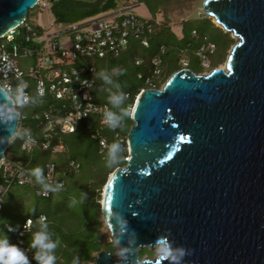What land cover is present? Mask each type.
Returning <instances> with one entry per match:
<instances>
[{
  "label": "water",
  "instance_id": "1",
  "mask_svg": "<svg viewBox=\"0 0 264 264\" xmlns=\"http://www.w3.org/2000/svg\"><path fill=\"white\" fill-rule=\"evenodd\" d=\"M36 1L0 0V35ZM202 8L236 40L223 67H180L136 94L129 159L100 201L118 258L103 248L91 264H264V0ZM12 103L0 87V160L18 122ZM159 244L168 256H139Z\"/></svg>",
  "mask_w": 264,
  "mask_h": 264
},
{
  "label": "built area",
  "instance_id": "2",
  "mask_svg": "<svg viewBox=\"0 0 264 264\" xmlns=\"http://www.w3.org/2000/svg\"><path fill=\"white\" fill-rule=\"evenodd\" d=\"M58 1L37 0L34 7L44 8ZM139 2L133 0L123 10L59 23L58 29L53 33L39 30L26 16L18 25L8 28L0 35V87L13 100L12 107L18 113L14 135L22 136L19 145L21 150L31 152L38 147L50 149L52 153L63 151L64 144L59 133L73 132L79 121L86 120L99 155L109 153L111 162L119 158L125 163L129 159L128 128L124 130V122L120 120L110 128L111 138L107 137L103 131L108 124L106 113L109 108L106 103L94 99L92 88L96 78L95 59L118 56L127 47L129 37L147 46L150 35L155 33L157 22L154 18L129 10ZM60 32L69 38V45H61L56 40ZM191 33L195 34L196 31L192 29ZM168 49V45L159 44L149 59L146 73L136 74L137 78L143 80L140 90L155 87L157 78L162 74L164 56ZM214 51L215 44L205 41L199 43L195 55L199 61H203ZM182 53L184 50L179 48L177 54ZM141 62V59H135V64ZM13 90L19 93L21 103L37 108L30 113V118L36 123V135L24 124L27 115L16 108V102L11 96ZM55 135L58 137L51 146ZM113 144L118 145V149L111 154ZM79 169V161L67 153L64 155L62 168H57L52 160L46 161L42 169L45 186H40L31 176L28 162L4 155L0 160V210L4 194L11 184L26 185L37 196L47 197L53 190L63 186L67 173H77ZM41 217L46 220L45 215L40 213L35 217V222L39 223ZM31 227L32 219L25 218L17 231L19 243H22V237ZM22 255L27 264H33L29 247L23 248Z\"/></svg>",
  "mask_w": 264,
  "mask_h": 264
},
{
  "label": "trees",
  "instance_id": "3",
  "mask_svg": "<svg viewBox=\"0 0 264 264\" xmlns=\"http://www.w3.org/2000/svg\"><path fill=\"white\" fill-rule=\"evenodd\" d=\"M140 1L145 3L151 14L155 12V3L158 0L156 2L155 0ZM92 12L97 11L93 9ZM57 19L63 20L61 16H58ZM192 29L196 31L195 34L191 33ZM213 33L217 34L219 38L213 36ZM223 34L225 33H222L219 27H214L208 19H194L183 22L181 38H177L167 27L156 30L150 35L147 46H143L137 39L129 37L127 47L118 56L102 58L104 72H109L112 68L117 69L116 76L110 77V83L114 97H117L118 100L113 102V100L106 101L99 98V94L95 92L96 78L92 88L93 97L96 101L106 103L109 112L115 117V124L122 120L124 122L123 129L126 130L131 124L129 109L133 105L136 94L143 86V80L137 78L136 74L138 72L146 73L149 59L156 52L159 44L164 43L169 46L164 61H167V64L172 68H175L177 50L183 46L187 47L188 55L192 57L188 67L192 68L191 61L197 57L193 48L201 42L211 41L215 44L216 51L218 45L225 41ZM169 37L171 41L167 42L166 39ZM138 58L142 62L135 64V59ZM30 107V113L37 110L36 107ZM30 113L24 124L28 125L32 133L36 135V123L30 118ZM90 117L95 119V116L91 115ZM111 127L108 123L103 131L109 139L111 138ZM90 132L91 129L86 126V120L79 121L73 132L59 133L58 136L64 144V149L54 153L50 149L44 150L38 147H35L31 152L21 150L19 145L22 136L20 134H17L18 142L15 146H11L12 141L9 143L4 155L7 153L15 160L28 162L30 174L40 186H45L42 169L46 161L52 160L57 168H62L64 155L67 153L79 161L80 169L77 173H67L63 186L53 190L47 197L37 196L26 185L11 184L4 194L0 210V246H14L21 254L24 247H29L33 264H42L38 259L42 253L54 255L56 258L54 264H78L81 260L91 258L92 250L99 249L98 234L90 225L92 221L96 223V212L100 206L98 202L99 190L106 181L107 172L124 162L119 158L111 162L109 153L104 156L99 155L96 152V141L90 137ZM58 136L55 135V138L51 140V146ZM36 168L40 169L39 178L33 174V170ZM104 168L106 172H103ZM16 189L19 191L16 195V206L20 212L14 214L13 203H6L4 200L8 192H16ZM68 204L70 208L65 209ZM7 205L8 208H6ZM40 213L46 217L43 226L34 220ZM25 218L32 219V227L22 237V243H19L17 231ZM37 233H43L47 240L45 243H52L55 247L51 248V251L49 249L42 250L38 244L34 243Z\"/></svg>",
  "mask_w": 264,
  "mask_h": 264
},
{
  "label": "rangeland",
  "instance_id": "4",
  "mask_svg": "<svg viewBox=\"0 0 264 264\" xmlns=\"http://www.w3.org/2000/svg\"><path fill=\"white\" fill-rule=\"evenodd\" d=\"M45 1V0H43ZM126 1V0H125ZM140 1V0H136ZM157 0H155L156 2ZM202 1L203 0H158L155 3V12L153 14L150 13V17L154 18L155 21L157 22V29H162V28H168L170 29L176 37L178 32H182V25L185 20L187 21H192L194 19H208L214 27H219L217 24L213 21L211 17H208L204 14L203 8H202ZM51 5V4H50ZM49 6V5H48ZM36 9H29L28 14H27V20L32 19L34 23H48L50 20V11L47 10H41L38 11L37 13H32V11ZM133 12H136L138 14H141L144 17L149 16V10L146 7L144 2H139V5H137L134 8L129 9ZM52 11V10H51ZM53 12V11H52ZM56 25L52 22L48 24V28H45L46 33H53L56 30ZM222 33H225L224 36V43L218 45L216 48V51H214L213 54L208 56L207 59L203 61H199V58L196 57L194 61H191V68L193 71L197 73H207L209 72L212 68L221 66V64H224L226 55L229 51L230 46L232 45L233 42H235L236 38L232 36L230 33L224 32L221 27H219ZM213 36L216 38H219L217 34L213 33ZM56 40L61 44V45H69V38L63 33L60 32L57 34ZM167 42L171 41V38L166 39ZM199 45V44H198ZM198 45L193 48V51L195 53V50L197 49ZM188 46V45H187ZM184 50V53L181 55H178L176 53V64L175 68H180V67H188V64L190 60H192V57H189L188 52H187V47H180ZM178 52V50H177ZM27 63L28 60H25ZM95 65H96V87H95V92L96 94L98 93V97L101 99H104L106 101L113 100L114 98V92L112 91L111 83H110V77L116 76L117 71L116 68H112L111 70L105 71L104 72V61L102 59H95ZM198 67V68H197ZM174 67H170L167 64V61L164 62V67L162 74L157 78L155 87H160L164 81L167 79V77L170 75L172 71L175 69ZM11 96L14 98L16 102V108L23 114L28 115L30 113V106L31 105H25L21 103L20 101V96L19 93H17L15 90L11 93ZM131 111V107L129 109ZM12 143L11 146H15V144L18 142V136L17 134L14 135L12 138ZM7 153H5L6 155ZM8 155V154H7ZM124 164V163H122ZM115 168V166L107 172V176L111 173V171ZM103 172H106L105 168L102 169ZM104 185V184H103ZM103 185L100 187L99 190V199L98 202L100 204L101 201V193H102V188ZM20 188V187H19ZM18 188V189H19ZM21 187L20 189H22ZM19 189V190H20ZM24 190V189H23ZM16 192L10 191L6 194L5 200L6 203H13L12 208H13V213L15 214L18 213V209L16 206L17 203V192H19L17 189L15 190ZM15 206V207H14ZM9 206L7 205L6 208ZM70 206L69 204L65 206V209H69ZM20 212V211H19ZM69 217V214L67 215ZM91 228H93L97 234L98 237L97 239L100 241V247L99 249H109L111 251V254L114 258H118V253L115 249V242L111 240L110 235L108 230L106 229L102 216L100 214V206L96 212V223L94 221L91 222ZM47 241V240H45ZM98 249V250H99ZM98 250H92L89 259L81 260L78 264H91L93 257L97 254ZM161 250V245L160 247L157 245L155 247H144L140 249L139 254L140 257H154L159 253ZM51 251V249H49Z\"/></svg>",
  "mask_w": 264,
  "mask_h": 264
},
{
  "label": "crops",
  "instance_id": "5",
  "mask_svg": "<svg viewBox=\"0 0 264 264\" xmlns=\"http://www.w3.org/2000/svg\"><path fill=\"white\" fill-rule=\"evenodd\" d=\"M132 1L133 0H126V1L125 0H59L56 3H52L51 5L46 6L47 9L50 11V16H51L48 23H34L32 19L28 21H30L33 25H35V27H37L39 30H43V31L46 30L45 28H48V24L52 22L56 25L55 27L57 30L59 23H66L67 21H70L71 18L76 17L78 13L80 17L107 14L113 11H119L127 8V6ZM46 7L44 8L36 7V9L32 11V13L35 12L37 13L38 11L41 10H47ZM93 9H96L97 12H92ZM68 10H71L72 12ZM73 13H75V15ZM58 16H61L63 20L60 21L59 19H57ZM148 17H150V12ZM176 34L178 36L177 38L182 37L181 31Z\"/></svg>",
  "mask_w": 264,
  "mask_h": 264
},
{
  "label": "clouds",
  "instance_id": "6",
  "mask_svg": "<svg viewBox=\"0 0 264 264\" xmlns=\"http://www.w3.org/2000/svg\"><path fill=\"white\" fill-rule=\"evenodd\" d=\"M118 100L117 97L113 98V102H116ZM107 122L110 126H115V117L111 112L106 113ZM118 149V145L113 144L111 146L110 152L115 153ZM33 174L36 175L39 178L40 175V169L36 168L33 170ZM105 208L107 209V205H105ZM44 217H41L39 220V223L43 226L44 225ZM30 223V222H29ZM46 237L43 233H37L35 236V244H38L42 250L44 249H51L55 247L52 243H45ZM161 256H168L169 252L165 245L161 246L160 250ZM38 259L41 260L42 264H54L55 256L49 255L47 253H42ZM0 264H27L26 258L24 255H22L16 247L14 246H0Z\"/></svg>",
  "mask_w": 264,
  "mask_h": 264
},
{
  "label": "bare ground",
  "instance_id": "7",
  "mask_svg": "<svg viewBox=\"0 0 264 264\" xmlns=\"http://www.w3.org/2000/svg\"><path fill=\"white\" fill-rule=\"evenodd\" d=\"M213 19V18H212ZM213 21L217 24V25H219L214 19H213ZM224 66V64H221V67H223ZM159 247H160V244L158 245Z\"/></svg>",
  "mask_w": 264,
  "mask_h": 264
},
{
  "label": "flooded vegetation",
  "instance_id": "8",
  "mask_svg": "<svg viewBox=\"0 0 264 264\" xmlns=\"http://www.w3.org/2000/svg\"><path fill=\"white\" fill-rule=\"evenodd\" d=\"M68 11L72 12L71 10H68ZM66 12H67V11H66ZM70 12H69V13H70ZM69 13H68V14H69Z\"/></svg>",
  "mask_w": 264,
  "mask_h": 264
}]
</instances>
